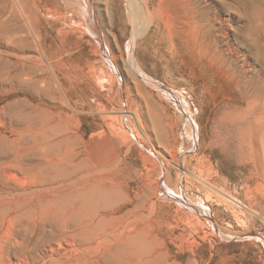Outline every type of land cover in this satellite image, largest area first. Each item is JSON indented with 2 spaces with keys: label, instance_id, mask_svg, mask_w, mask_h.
<instances>
[{
  "label": "rangeland",
  "instance_id": "obj_1",
  "mask_svg": "<svg viewBox=\"0 0 264 264\" xmlns=\"http://www.w3.org/2000/svg\"><path fill=\"white\" fill-rule=\"evenodd\" d=\"M19 1L16 35L0 0V197L35 264H264V126L242 120L264 95V0H175L151 46L131 0ZM198 44L210 88L178 56Z\"/></svg>",
  "mask_w": 264,
  "mask_h": 264
},
{
  "label": "bare ground",
  "instance_id": "obj_2",
  "mask_svg": "<svg viewBox=\"0 0 264 264\" xmlns=\"http://www.w3.org/2000/svg\"><path fill=\"white\" fill-rule=\"evenodd\" d=\"M67 2L70 3L69 1H67ZM16 3L18 5V7H19L20 12L24 16V20H25V24H21L20 26L15 27L14 30H16L15 31L16 35H19V33L21 34V32L24 33V27L29 29V31L33 32V27L31 25V22L29 21V18L26 15V12H25V10L23 8V5L20 3L19 0H16ZM130 3H131V7L133 9L134 15L139 16V15H141L143 13L142 16H144V17H142V21L140 20L141 22L140 21L138 22L139 26L137 28L135 27L136 30L134 31V33H135L136 36H139V37L143 36L142 43H145L146 45H150V46L154 45L153 44V41H154L153 39H155L156 35H149L147 32L150 30L151 27H155L158 30V33H160V34L162 33V30H163L162 26H163L164 23H163V20L161 19L160 16H161V14L163 12V9L167 7V8H170V11H172V12L176 11L177 12V10L179 8H181L180 5H179V2L175 1V0H145L144 2H140V0H131ZM7 6H4V7L8 8ZM6 8L4 9V12L7 11ZM9 9L12 12L13 19H17L18 12L16 11V9H14V7H12V6H10ZM184 10L186 11L184 13V16L180 15V17H177L171 23L168 22V21L165 22V29L167 30V34L166 35L168 36V38L170 40H172L171 37L173 35L175 36V34H176L174 32L175 31L174 30V25L176 23L187 25L186 20H184V19H186L187 15L189 13L185 9V7H184ZM89 19H90V17H89ZM89 19L87 20L88 22H89ZM138 20L139 19H137V21ZM91 23H92V25H91L92 27H96V25H94L93 22H91ZM168 23H170V24H168ZM134 26H136V25H134ZM93 30L95 32V33L92 32L94 34V39H97V37H99L97 29H93ZM137 39H139V38H137ZM137 39H135V40H137ZM99 44H101V43L99 42ZM194 46H195V48L194 47H187V45L186 46H181L180 50L177 51L178 52V56L182 58L181 59V64L184 65V66L188 65V62H189V60L185 59L186 57H188L189 59L194 60V62L196 63L197 71L199 72L201 78L206 81V84L209 87L211 85V82H212V79H213V78H211V75L213 74V70H214L213 69V65L216 68V70L220 71V68L218 69L217 65L214 64V60L212 59L211 56H209V53L207 52V50H205V48L203 46H201L200 44H198L197 46L196 45H194ZM133 47H134V44H133ZM130 59H131L130 63L132 65L133 70H135L136 68L140 67L139 61L136 58L135 53L134 54L132 53ZM219 62L221 64H225L223 60H220ZM176 63L177 62H175V59L173 57H171V59L169 61H167V67H168V69H169V71L171 73L177 72L180 69V67H178V65H175ZM114 67H116V66L114 65ZM221 72L224 73L223 66H222ZM210 73H212V74H210ZM213 85L214 84H212V86ZM153 86H155V85H153ZM209 88H207V89H209ZM244 106L245 107L243 108L242 120H243V124H244V128H245L246 134L248 135V138L251 139V137L255 134V132H260V130L264 126L263 120H262L263 119L262 115L264 114V95L263 96L262 95L261 96L260 95H254L252 97H249V98L245 99L244 100ZM134 117H135L136 121L139 120L138 116L136 114H134ZM137 141H138V139H137ZM253 149H251V150L249 149L250 150V152H249L250 154H253V152H254ZM12 169H14V168L11 167L10 170H12ZM6 170H4L5 171L4 174H6V175L9 174L10 175V173H12V172H7ZM8 171H9V169H8ZM9 175H7V176L9 177ZM11 206H12L11 201L6 199L5 197H0V219H1L0 222H2V234L0 235V264H35V258L32 256V253H29L28 251H24L23 250V248H22L23 247V242L19 241V234L18 233L17 234H15V233L13 234V233L9 232V228H10V226L13 225V221H15V219L19 218V216L21 215V213H20V211L18 209L16 210V208L11 207ZM5 233H6V235H5ZM115 234H116V231L112 230L111 231V235H115ZM40 256L41 255H39V257Z\"/></svg>",
  "mask_w": 264,
  "mask_h": 264
}]
</instances>
